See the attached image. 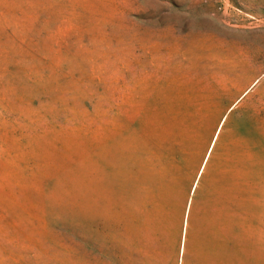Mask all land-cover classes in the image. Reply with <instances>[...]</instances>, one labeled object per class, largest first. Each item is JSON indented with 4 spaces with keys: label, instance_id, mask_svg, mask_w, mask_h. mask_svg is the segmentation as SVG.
<instances>
[{
    "label": "rangeland",
    "instance_id": "1",
    "mask_svg": "<svg viewBox=\"0 0 264 264\" xmlns=\"http://www.w3.org/2000/svg\"><path fill=\"white\" fill-rule=\"evenodd\" d=\"M0 264H264V0H0Z\"/></svg>",
    "mask_w": 264,
    "mask_h": 264
}]
</instances>
